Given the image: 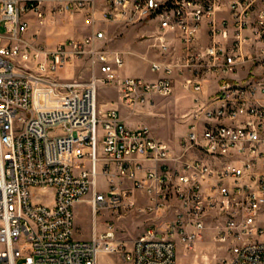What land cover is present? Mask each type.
I'll return each mask as SVG.
<instances>
[{
	"label": "built area",
	"instance_id": "built-area-1",
	"mask_svg": "<svg viewBox=\"0 0 264 264\" xmlns=\"http://www.w3.org/2000/svg\"><path fill=\"white\" fill-rule=\"evenodd\" d=\"M94 1L0 0V264H98L101 254L176 264L177 246L193 250L204 236L223 252L214 264H264V76L226 79L235 64L264 60V0H103L106 21L158 41L151 80L120 75L125 53L107 48L101 29L51 48L25 35L32 15L43 22ZM220 10L230 28L213 19ZM176 41L179 64L168 61ZM77 61L87 81L61 73ZM179 71L194 97L174 144L97 104V83H118L134 111L170 95ZM213 74L222 77L204 98ZM137 192L155 216L129 247L108 219L90 238L74 237L75 202L90 195L94 225L104 211L131 209Z\"/></svg>",
	"mask_w": 264,
	"mask_h": 264
},
{
	"label": "rangeland",
	"instance_id": "rangeland-1",
	"mask_svg": "<svg viewBox=\"0 0 264 264\" xmlns=\"http://www.w3.org/2000/svg\"><path fill=\"white\" fill-rule=\"evenodd\" d=\"M103 0H95L90 10L76 11L73 13H56L54 15H47L43 21H47V24L54 27L57 23V18H64L63 23L67 24L71 21L74 22V18L78 15L83 16L90 25L93 23V12L99 10L102 20L105 23H111L112 25L119 26V30L130 31L127 37V47L121 45V40L125 35L122 32H118L117 36L121 37L118 40V45L112 46L113 48L121 49L125 54H128L126 62L120 68V72L123 75H140L146 79H151L157 76V72L149 69V61H161L162 58L159 54L158 41L154 38H148V31L138 32L133 31L131 27H124L123 24H119L113 21H106L102 16ZM33 19L38 20L35 16H30ZM216 23L220 19H225L224 25L230 28V13L225 10L216 11L213 15ZM39 21V20H38ZM227 21V22H226ZM208 22L203 24V28H207ZM105 27L100 24L96 26L94 31ZM93 31V32H94ZM205 31V29H204ZM135 32L137 33L135 36ZM60 33V34H59ZM65 32L59 31V35H64ZM47 36L48 33H45ZM107 35V34H106ZM124 35V36H123ZM40 31L35 30L28 37L35 44L48 48L53 47L60 41L52 44L45 45L39 39ZM76 37V36H69ZM134 38V43L131 41ZM120 41V42H119ZM205 39L198 42V47H203ZM107 46V45H106ZM173 59H168L169 62L180 63L179 56L181 54V43L177 41L173 44ZM107 48H109L107 46ZM249 51H252L247 47ZM254 51L256 47L253 48ZM257 54V50H256ZM126 56V57H127ZM256 61V60H255ZM254 61V62H255ZM251 59H245L242 63H237L233 67L234 72L227 74L226 79L233 80L239 78H249L256 76H264V60L260 59L254 63ZM148 65V66H147ZM178 68V67H177ZM62 74L68 77L75 76L87 81L89 79L90 71L87 67L86 61H77L72 65L67 66L66 69L60 70ZM190 77L188 71L180 72L176 74L174 78V87L170 95L167 96H153L151 97V103H146L138 106L134 111H131L128 106L123 104L118 93V83L105 84L103 82L97 83V104L102 108L101 104L106 103L103 107L114 106L117 108L118 114L121 117L126 114L131 120H133L137 126L147 125L153 136L166 140L172 144L176 143L178 139L183 137L186 132L185 122L182 116L187 113L193 106L194 93L192 87H188L186 84V78ZM219 75H210L205 80V92L202 97L206 98L212 93L216 86V82L220 81ZM99 187L104 188L102 178H99ZM90 195L85 196V201L75 202L73 205L74 211V237L76 239H87L91 234V227L93 224L91 217L90 205L87 202ZM131 197L135 198L134 205L131 209L121 211L119 215H115L110 211H104L97 215V229L100 230L103 227L104 220H112L118 231V237L123 241L126 247H129L134 237L142 230L143 226L147 223L149 217H154L155 214L149 215L141 211V207L144 205L146 199L144 193L137 192L131 194ZM50 195L44 199L45 202H49ZM130 199V197H129ZM223 252L218 250L211 242V238L204 236L201 241L196 243V247L193 250H186L182 245L177 246L176 250V264H214L215 259ZM98 264H129L124 262L118 254H101L98 259Z\"/></svg>",
	"mask_w": 264,
	"mask_h": 264
},
{
	"label": "crops",
	"instance_id": "crops-1",
	"mask_svg": "<svg viewBox=\"0 0 264 264\" xmlns=\"http://www.w3.org/2000/svg\"><path fill=\"white\" fill-rule=\"evenodd\" d=\"M97 1H100V0H97ZM93 14H94V19H93V23L91 25L85 19H83V16L78 15L74 18V22H72V21L70 23L67 22V24L63 23L64 18H61V17L57 18V23L54 25L53 28H51V26L47 24V21L39 22L38 20L33 19L32 17H29L28 27L26 29L25 35L27 37H29L32 32L39 29L40 35H41V36H39V39L41 40V42L45 45H52V44H54L60 40L62 41L64 39L68 38L69 36L81 37L83 35L93 33L95 27L96 26L98 27L100 24H102L105 27H102L101 30L105 31V33L107 34L106 45L109 48L119 49V48L111 47V45L112 46L118 45V40L121 38V37L117 36L118 32H122L125 35V37H123L121 40V45H123L125 47L128 46L127 45V42H128L127 37H128V33L130 31L126 32L123 29L119 30V28H120L119 26L112 25L111 23H105L101 18L99 10L94 11ZM47 15H50V14L47 13L46 16ZM60 30L65 32L64 35H59L60 33L58 34V32ZM98 30H100V29H98ZM133 31L145 32L146 30L145 29H136V30L133 29ZM45 33H48V35L46 36ZM136 34L137 33L135 32L134 36ZM131 43H134V38L131 41ZM119 50H121V49H119ZM127 55L128 54L124 55V63L126 62L125 60H127V58H128ZM120 75L121 76H128V75H123L121 72H120ZM129 75H131V74H129ZM131 76H140V75H131ZM157 76H158V74H157ZM140 77H142V76H140ZM156 77H154V78H156ZM154 78H151V79H154ZM144 79H146V78H144ZM151 79H147V80H151ZM259 97L261 100H264L263 95H260ZM105 104L106 103L101 104L102 108H106V107H103ZM120 118L129 127L137 126L136 123L133 120H131L129 118V116H127L126 114L122 115ZM145 126H147V125H145ZM81 201H85V199H83ZM97 231H99V230L97 229V222H96L94 225L92 224L91 234L93 232H97ZM91 234H90V236H91ZM90 236L88 238H90Z\"/></svg>",
	"mask_w": 264,
	"mask_h": 264
}]
</instances>
